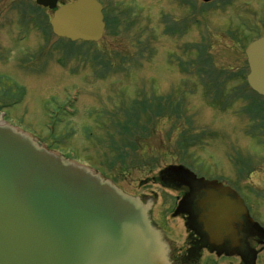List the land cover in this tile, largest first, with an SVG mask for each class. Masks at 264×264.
<instances>
[{
	"label": "rangeland",
	"instance_id": "obj_1",
	"mask_svg": "<svg viewBox=\"0 0 264 264\" xmlns=\"http://www.w3.org/2000/svg\"><path fill=\"white\" fill-rule=\"evenodd\" d=\"M99 1L105 28L87 43L56 38L52 11L34 0H0V113L125 193L156 195L152 219L183 248L178 193L161 170L264 188V98L243 82V48L263 33L264 0ZM74 93V112H63Z\"/></svg>",
	"mask_w": 264,
	"mask_h": 264
},
{
	"label": "water",
	"instance_id": "obj_2",
	"mask_svg": "<svg viewBox=\"0 0 264 264\" xmlns=\"http://www.w3.org/2000/svg\"><path fill=\"white\" fill-rule=\"evenodd\" d=\"M56 1L36 0L49 8ZM50 26L56 36L96 41L100 6L76 0L55 11ZM245 54L247 84L264 96V37ZM196 182L212 188L199 221L211 241H219L233 211L235 217L243 212L224 197L227 187ZM151 206L0 125V264H172L170 243L150 220Z\"/></svg>",
	"mask_w": 264,
	"mask_h": 264
},
{
	"label": "flooded vegetation",
	"instance_id": "obj_3",
	"mask_svg": "<svg viewBox=\"0 0 264 264\" xmlns=\"http://www.w3.org/2000/svg\"><path fill=\"white\" fill-rule=\"evenodd\" d=\"M216 2L207 0L202 3ZM262 29L264 31V27ZM167 176L170 189L178 193L174 196L176 204L172 215L182 219L186 232L183 248H176L170 242L172 264H201L204 255L214 258L211 264L216 261L221 264H264V188H229L230 191L224 197L230 201L229 204L233 202L234 205L238 202L237 197L241 198L247 218L235 217L233 211L232 217L228 219L226 235L219 241H211L199 220L203 214L200 204L212 188L197 183L191 174L182 175L174 171ZM144 197H151L156 202V195L145 194Z\"/></svg>",
	"mask_w": 264,
	"mask_h": 264
},
{
	"label": "bare ground",
	"instance_id": "obj_4",
	"mask_svg": "<svg viewBox=\"0 0 264 264\" xmlns=\"http://www.w3.org/2000/svg\"><path fill=\"white\" fill-rule=\"evenodd\" d=\"M103 34V33H102Z\"/></svg>",
	"mask_w": 264,
	"mask_h": 264
}]
</instances>
